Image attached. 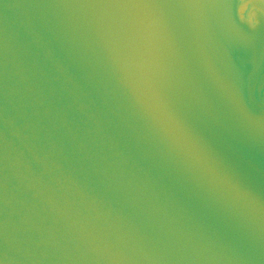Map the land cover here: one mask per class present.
<instances>
[{
  "label": "water",
  "instance_id": "water-1",
  "mask_svg": "<svg viewBox=\"0 0 264 264\" xmlns=\"http://www.w3.org/2000/svg\"><path fill=\"white\" fill-rule=\"evenodd\" d=\"M263 0H0V264H264Z\"/></svg>",
  "mask_w": 264,
  "mask_h": 264
},
{
  "label": "flooded vegetation",
  "instance_id": "flooded-vegetation-1",
  "mask_svg": "<svg viewBox=\"0 0 264 264\" xmlns=\"http://www.w3.org/2000/svg\"><path fill=\"white\" fill-rule=\"evenodd\" d=\"M254 8L256 11H260L264 15V0L262 3H256Z\"/></svg>",
  "mask_w": 264,
  "mask_h": 264
}]
</instances>
